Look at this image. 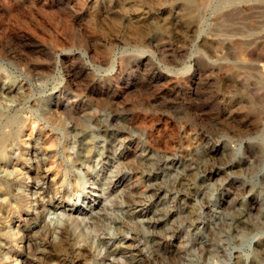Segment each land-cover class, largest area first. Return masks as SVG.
<instances>
[{"label": "rangeland", "instance_id": "374dc122", "mask_svg": "<svg viewBox=\"0 0 264 264\" xmlns=\"http://www.w3.org/2000/svg\"><path fill=\"white\" fill-rule=\"evenodd\" d=\"M234 1L0 0V264H264V0Z\"/></svg>", "mask_w": 264, "mask_h": 264}, {"label": "bare ground", "instance_id": "6f19581e", "mask_svg": "<svg viewBox=\"0 0 264 264\" xmlns=\"http://www.w3.org/2000/svg\"><path fill=\"white\" fill-rule=\"evenodd\" d=\"M127 1V0H126ZM223 1V0H222ZM229 1V0H228ZM230 1H232V0H230ZM237 0H235L234 2H236ZM239 1V0H238ZM237 1V2H238ZM187 2L188 3H190L191 2V0H187ZM224 2H226V1H224ZM233 2V3H234ZM239 2H241V1H239ZM243 2V1H242ZM246 2H247V0H246ZM245 2V3H246ZM254 1H252L251 3H253ZM231 3V2H230ZM230 3H229V5H230ZM244 3V2H243ZM248 3V2H247ZM257 3V2H256ZM263 3V2H262ZM224 4H226V3H223V6H224ZM235 4V3H234ZM241 4V3H240ZM261 4V3H260ZM122 5V4H121ZM222 5V4H221ZM244 6V5H243ZM263 6V5H262ZM37 7V6H36ZM240 7V6H239ZM248 7V6H247ZM253 7H255V6H253ZM252 7V8H253ZM126 8V7H125ZM251 8V9H252ZM258 8V7H257ZM124 9V8H123ZM193 9V8H192ZM220 9V8H219ZM229 9V8H228ZM248 9V8H247ZM246 9V10H247ZM196 10V9H195ZM241 10V9H240ZM243 10V9H242ZM118 11V10H117ZM197 11V10H196ZM202 11V10H201ZM264 11V10H263ZM232 12V11H231ZM242 12V11H241ZM119 13V12H118ZM117 13V14H118ZM194 13V12H193ZM243 13V12H242ZM108 14V13H107ZM121 14V13H120ZM187 14H189L188 15V22H189V24H188V27H189V29L192 31V32H197L196 30L197 29H199L198 28V23H199V17L198 16H195V14H191V13H189V11L187 12ZM236 14V13H235ZM122 15V14H121ZM128 16V15H127ZM224 16V15H223ZM227 16V15H226ZM226 16H224V18H226ZM122 17V16H121ZM201 17V16H200ZM228 17H229V15H228ZM227 17V18H228ZM126 18V17H125ZM247 18V17H246ZM115 19V18H114ZM131 19V18H130ZM182 19V18H181ZM66 20V19H65ZM121 20V19H120ZM132 20V19H131ZM227 20H229V19H227ZM119 21V20H118ZM185 21V20H184ZM230 21V20H229ZM132 22V21H131ZM186 22V21H185ZM202 22V21H201ZM228 22V21H227ZM67 23V22H66ZM119 23H121L120 21H119ZM259 23V22H258ZM132 24V23H131ZM203 24V23H202ZM243 25V24H242ZM132 26H134V25H132ZM199 26H200V24H199ZM5 27V26H4ZM128 28V27H127ZM137 28H139V26H137ZM165 28V27H164ZM131 29V28H130ZM147 29V28H146ZM201 29V28H200ZM14 30V29H13ZM111 30V29H110ZM118 30V29H117ZM200 30H198V32L196 33V40L195 41H201V43L200 44H206L207 46H208V49H210V51H213L214 52V49H215V39H217V38H215V37H211V38H203L202 40H200L201 39V34H200V32H199ZM16 32V31H15ZM112 32V31H111ZM174 32V31H173ZM17 33V32H16ZM152 33V32H151ZM23 34V33H22ZM28 34V33H27ZM26 34V35H27ZM113 34V33H112ZM143 34V33H142ZM141 34V35H142ZM156 34V33H155ZM207 34H209V33H207ZM31 35V34H30ZM127 35V34H126ZM131 35V34H130ZM153 35V34H152ZM190 35H192V34H190ZM132 36V35H131ZM138 36H139V34H138ZM215 36V35H214ZM225 36V35H224ZM204 37H205V35H204ZM56 38V37H55ZM123 38V37H122ZM126 38V37H125ZM129 39V38H128ZM151 39V38H150ZM231 39V38H230ZM57 40H58V38H57ZM229 40V39H228ZM16 41V40H15ZM134 41V40H133ZM193 41H194V39H193ZM216 41H219V39L218 40H216ZM57 42V41H56ZM221 42V41H220ZM223 42V41H222ZM244 42V41H243ZM38 43V42H37ZM231 43V42H230ZM236 42H234V44H235ZM252 43V42H251ZM22 44V43H21ZM61 44H63V42L61 43ZM219 44V43H218ZM2 45V44H1ZM59 45V44H58ZM236 45V44H235ZM193 46V45H192ZM199 46V45H198ZM228 46V45H227ZM27 47V46H26ZM25 47V48H26ZM56 48V47H55ZM69 48V47H68ZM196 49V48H195ZM198 49V48H197ZM37 50V49H36ZM77 50V49H76ZM80 50V49H79ZM135 50V49H134ZM138 50V49H137ZM222 50H224V48L222 49ZM4 51V50H3ZM66 51H68V53H69V51H71V50H61V51H59L58 53H57V55H56V61H57V65H59L60 64V59H61V57H62V55L63 54H65L66 53ZM141 51V50H140ZM193 51V50H192ZM122 52V51H121ZM121 52H120V54H121ZM127 52V51H126ZM133 52V51H132ZM132 52H130V53H132ZM189 52V51H188ZM197 52H199V50H197ZM143 53V52H142ZM144 53H146V52H144ZM3 54H4V52H3ZM119 54V55H120ZM124 54V53H123ZM127 54V53H126ZM139 54V53H138ZM146 54H148V53H146ZM199 54V53H198ZM202 54V53H201ZM200 54V55H201ZM12 55V54H11ZM51 55V54H50ZM82 55L84 56V57H88V53L87 52H83L82 51ZM113 55V54H112ZM116 55V54H115ZM149 55V57H152V56H150V54H148ZM22 56V55H21ZM191 56H193V55H191ZM212 56V55H211ZM104 57H106V56H104ZM111 57V56H110ZM109 57V58H110ZM144 57V56H143ZM154 57V56H153ZM214 57V56H213ZM96 58V57H95ZM155 58V57H154ZM111 59V58H110ZM109 59V60H110ZM28 60V59H27ZM96 60V59H95ZM104 60V59H103ZM212 60V59H211ZM224 60H226V59H224ZM86 61V60H85ZM122 61V60H121ZM156 61V60H155ZM154 61V62H155ZM207 61V60H206ZM26 62V61H25ZM100 62V61H99ZM117 62H118V56H116L115 57V59H113V61H112V66H111V70L113 71V69L116 67V65H117ZM191 62V61H190ZM212 62V61H211ZM227 62V61H226ZM225 62V63H226ZM229 62H231V61H229ZM119 63H121V62H119ZM186 63H187V61H186ZM189 63V62H188ZM228 63V62H227ZM214 64V63H213ZM231 64H232V62H231ZM2 65V64H1ZM10 65V64H9ZM108 65V64H107ZM190 65V64H189ZM188 65V66H189ZM228 65H230V64H228ZM30 66V65H29ZM118 66V65H117ZM183 67H186V66H183ZM109 68V67H108ZM250 68V67H249ZM185 69H187V67L186 68H184V70ZM181 70V69H180ZM179 70V71H180ZM188 70V69H187ZM229 70V69H228ZM178 71V70H177ZM189 71V70H188ZM107 72V71H106ZM118 72V71H117ZM183 72V71H182ZM231 72V71H230ZM184 73V72H183ZM186 73H187V71H186ZM110 74V73H109ZM180 74V73H179ZM226 74V73H225ZM174 76H175V73L173 74ZM177 75V74H176ZM195 77V76H194ZM170 78V77H169ZM172 78H173V76H172ZM7 92H8V90H7ZM143 123L146 125V124H148L149 123V120H147V118H144L143 119ZM148 126V125H147ZM240 221H241V219H240ZM244 221V220H243ZM245 222V221H244ZM33 232H35V231H33ZM32 232V233H33ZM121 248V247H120ZM117 249V248H116Z\"/></svg>", "mask_w": 264, "mask_h": 264}]
</instances>
